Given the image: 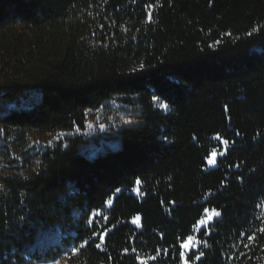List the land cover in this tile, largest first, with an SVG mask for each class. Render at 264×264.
<instances>
[{
  "label": "trees",
  "instance_id": "16d2710c",
  "mask_svg": "<svg viewBox=\"0 0 264 264\" xmlns=\"http://www.w3.org/2000/svg\"><path fill=\"white\" fill-rule=\"evenodd\" d=\"M62 258L264 264V0H0V264Z\"/></svg>",
  "mask_w": 264,
  "mask_h": 264
},
{
  "label": "rangeland",
  "instance_id": "374dc122",
  "mask_svg": "<svg viewBox=\"0 0 264 264\" xmlns=\"http://www.w3.org/2000/svg\"><path fill=\"white\" fill-rule=\"evenodd\" d=\"M125 124L126 120L122 115V111L121 109L117 108V105L114 102H109L101 109L87 112L85 131L76 134L77 136H82L85 140V146L81 147L80 151L88 157H91L107 147L113 148L114 142L112 137L115 135V130L120 126H125ZM63 136L69 135H52L38 141V145H40V147L45 150ZM214 161L215 155H212L208 166L213 167ZM215 216L216 214L214 212H206L202 221L196 227V231L198 232L201 229H206ZM133 223H136V221H133ZM181 248L182 255L185 257L190 252L197 250L198 242L193 238H189L184 242V244H182ZM53 264L71 263L69 258H62Z\"/></svg>",
  "mask_w": 264,
  "mask_h": 264
},
{
  "label": "snow or ice",
  "instance_id": "6c2138e0",
  "mask_svg": "<svg viewBox=\"0 0 264 264\" xmlns=\"http://www.w3.org/2000/svg\"><path fill=\"white\" fill-rule=\"evenodd\" d=\"M249 239H252V237H249ZM97 247H99V245H97Z\"/></svg>",
  "mask_w": 264,
  "mask_h": 264
}]
</instances>
